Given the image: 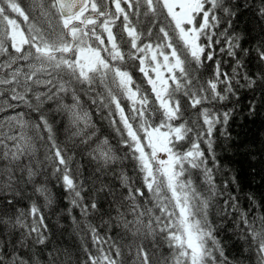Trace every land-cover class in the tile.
Instances as JSON below:
<instances>
[{"label": "snow or ice", "instance_id": "obj_1", "mask_svg": "<svg viewBox=\"0 0 264 264\" xmlns=\"http://www.w3.org/2000/svg\"><path fill=\"white\" fill-rule=\"evenodd\" d=\"M243 89L255 117L264 0H0V264H67L53 180L78 264H264V195L242 203L237 175L217 179Z\"/></svg>", "mask_w": 264, "mask_h": 264}, {"label": "trees", "instance_id": "obj_2", "mask_svg": "<svg viewBox=\"0 0 264 264\" xmlns=\"http://www.w3.org/2000/svg\"><path fill=\"white\" fill-rule=\"evenodd\" d=\"M240 2L243 5L244 0H240ZM249 2H251V0H249ZM245 25L252 30L251 35L254 38L252 43H255V41L260 38V25L253 19L250 12H244L240 17L237 21V29L244 28ZM245 46L247 47V45ZM224 59L227 60V57ZM225 70L230 71V68L225 65ZM253 70L255 71L256 69ZM207 74L208 72H205V78ZM240 94L241 100L237 105V114L235 118L230 121L228 126L231 140H226L217 133L216 153L221 158L223 166L228 172L227 177L218 173L217 179L218 183L222 185L226 178H229L233 174L237 175L243 187V192L241 193L235 188L234 192L241 196L242 203H246L243 201V196L248 193H254L259 202L261 196L264 195V179H262V177H264V108H261L259 114L255 117L249 115L247 107H244L243 111H241V106L249 103L252 93L248 92L247 89H243ZM256 98L259 100V91L256 92ZM231 106V104L228 105V107ZM189 115L194 117V113L190 112ZM55 120L59 128V139L61 141L67 140L70 133L60 124L61 117L57 115L55 116ZM95 121L99 127H102L105 134L111 132L107 121L102 122L98 115L95 116ZM112 136L114 137L115 134L112 133ZM113 142L115 143V140ZM39 156L41 159L43 158L42 148L39 152ZM75 159L77 162H81L83 159V163L87 167L86 155L82 157L81 153L78 152L75 155ZM129 171H131L130 167ZM55 184L56 182L53 180L51 187L53 192L57 195L58 206L54 211L45 210L48 216V223L52 228V234H50L52 245H57L61 249L67 250V254L62 258L67 264H78V261H83L84 255L80 248L79 238L72 233L70 220L60 218L63 209L67 207V201L62 198V190L56 187ZM220 204L222 206V201H220ZM257 211H259L258 208ZM212 218L216 224L219 225L221 223L216 216V208L212 209ZM111 234L113 236L117 235L116 231H113ZM221 236L226 240L233 252L240 247V242L237 241L235 237L229 239L224 232L221 233ZM234 243L236 247L232 248ZM52 245H50V247ZM161 252L164 255H168L166 245L157 246L156 254L159 255Z\"/></svg>", "mask_w": 264, "mask_h": 264}]
</instances>
